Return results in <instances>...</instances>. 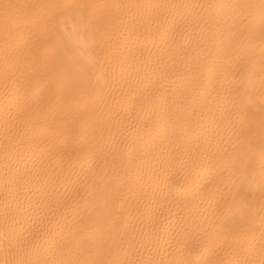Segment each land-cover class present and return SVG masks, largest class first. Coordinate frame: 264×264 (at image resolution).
Returning <instances> with one entry per match:
<instances>
[{
	"label": "bare ground",
	"instance_id": "bare-ground-1",
	"mask_svg": "<svg viewBox=\"0 0 264 264\" xmlns=\"http://www.w3.org/2000/svg\"><path fill=\"white\" fill-rule=\"evenodd\" d=\"M0 264H264V0H0Z\"/></svg>",
	"mask_w": 264,
	"mask_h": 264
}]
</instances>
